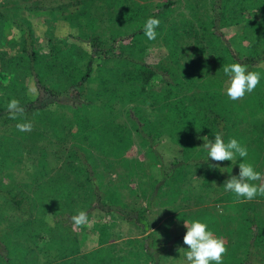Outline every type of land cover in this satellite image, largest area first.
<instances>
[{"label":"rangeland","instance_id":"374dc122","mask_svg":"<svg viewBox=\"0 0 264 264\" xmlns=\"http://www.w3.org/2000/svg\"><path fill=\"white\" fill-rule=\"evenodd\" d=\"M207 1L0 0V111L6 109L13 98L21 104L33 100L36 95L33 78L20 51L21 33L17 21L30 28L40 57L38 69L43 70L39 72L51 83V80L58 79L51 71L63 64L62 59L53 58L58 55L74 62L77 52L80 53L76 46L85 50L83 39L93 26L107 38L119 32H131L146 20L150 12L164 3L172 2L171 16L180 18L187 10L201 9ZM241 1L243 4L253 2V5L242 13L237 12L224 32L234 46L244 52L255 41L264 44V40L261 42L259 38L262 32L256 33L253 26L256 23L264 26V0ZM236 8L233 1L228 2V13ZM166 19H161L160 24L167 26L170 20ZM167 52L166 45L157 37L147 47L142 59L151 65L163 64L167 62ZM210 52L214 54L212 49ZM210 52L203 57L207 56L209 60ZM186 57H179V62L186 64ZM6 63L10 64L8 69ZM257 72L261 78L256 91L264 98V61L258 64ZM227 81L226 76L221 90L226 100L228 119L231 118L229 110L232 115L240 113V116L236 121L229 119L226 143L236 139L247 148L248 156L238 157L234 165L231 161H224L226 178L238 176L240 162L252 164L264 176V108L256 109L248 93L243 99L230 100L226 95ZM160 84L157 82L151 88L157 90ZM135 105V102L126 100L115 105L116 121L130 134L131 143L128 149H121L120 146L110 148L113 153H107V156L87 145L83 139L79 143L71 139V125L67 120L58 125L59 139L53 132L40 131V124L36 125L34 119L20 122H31L33 127L30 132H19L16 128L18 123L11 119H7L11 122L6 121V114L0 116V186L16 191L19 196L30 194L34 185L66 169L65 154L54 152H68L70 142L77 143V152L94 170V179L101 191L110 192V197L114 196L118 203L129 209L145 206L148 198L152 199L153 205L146 217L156 246L174 244L173 248L161 251L160 264H181L185 259L182 255L186 251L182 248H187L183 242L187 231L184 220L205 223L207 230L224 241L226 252L222 256V264H240L245 258L248 242L247 213L256 216L264 226V196L252 200L237 198L234 193L225 191V178L214 168L196 163L206 155L202 147L204 141L200 137L206 135L214 140L205 132L190 136L189 133L184 135L177 125L170 131L163 128L154 140V151H150L135 133L127 131L130 123L125 112ZM136 106L143 108V115L152 126L159 111L148 109L141 103ZM63 111L68 114V107ZM75 129L72 127V131ZM65 137L68 139L63 141ZM3 152L15 153L4 156ZM82 172L80 169L79 174L82 175ZM68 174L69 185L77 188L80 195L57 206L73 215L78 211L86 212L89 202L86 187L76 179L74 172ZM0 199V241L8 247V259L2 258L0 264H91L86 262V253L109 246L110 253L117 256L121 264H150L141 250L146 233L118 215L91 210L87 214L86 225L73 224L74 228L68 229L58 228L55 224L59 220L56 222L50 213L41 218V221L45 219L50 231L38 239L34 234L40 222L30 224V232H24L19 226L26 215ZM253 257L254 260L264 261V239L256 245Z\"/></svg>","mask_w":264,"mask_h":264},{"label":"trees","instance_id":"16d2710c","mask_svg":"<svg viewBox=\"0 0 264 264\" xmlns=\"http://www.w3.org/2000/svg\"><path fill=\"white\" fill-rule=\"evenodd\" d=\"M229 1L237 5V10L227 12ZM171 5L172 2L164 3L146 18L170 20L167 26L160 24L156 29L157 37L167 47V62L151 65L142 59L152 42L143 34L142 25L146 20L131 32H119L107 38L93 26L83 39L85 50L76 46L80 53L77 52L74 62L58 55L53 58L62 59L63 64L55 68L57 71H51L58 76L51 83L41 74L42 68L38 69L40 57L30 28L17 21L21 33L20 51L28 73L33 78L36 95L33 100L21 103L25 107L24 115L11 120L20 123L34 119L36 125L40 124V131H47L48 134L53 132L58 138V125H63L67 120L71 125V139H75L77 143L83 139L87 145L107 156V153H113L110 148L120 146L121 149H128L131 143L130 134L121 128L122 124L116 121L115 113V105L126 100L135 102L136 105L145 104L148 109L159 111L152 126H149L144 117L143 108L135 105L125 112L130 123L127 131L135 133L150 151H154V140L162 129L170 131L175 125L181 127L184 135L205 132L215 138V134L219 133L226 143L228 121H236L240 113L232 115L229 110L231 118L228 119L224 104L226 100L221 90L226 78L223 66L238 62L246 65L248 71L257 72L258 64L264 61V44L255 41L243 52L234 46L224 30L230 25V20L237 16V12L242 13L253 2L243 4L241 0H208L201 9L187 10L180 18L171 16ZM253 26L256 33L262 32L259 36L262 42L264 26L257 23ZM211 49L214 54H211ZM209 52L211 55L207 61L203 56ZM195 53L198 54L194 55ZM186 55V64L179 62ZM8 65L10 64L6 63L7 69ZM20 65L21 61L17 66ZM157 82H161L160 87L157 90L151 88ZM256 90L250 93L251 98L256 109H263L264 98ZM66 107L68 114L63 111ZM2 115H5L6 121L11 122L7 120L10 119L7 108L0 111V116ZM72 127L76 129L72 131ZM66 139L68 138L65 137L63 141ZM191 142L193 148V138ZM77 143L70 142L68 152H54L65 154L66 169L34 185L30 194L19 196L16 191L0 186V198L26 215L19 228L29 233L31 228L28 226L40 222L34 236L38 239L44 237L50 230L45 219L41 221V218L50 213L56 222L59 220L55 224L58 228H74L71 221L73 214L57 206L62 201L70 202L80 195L77 188L69 185L68 172H74L76 179L81 180L82 186L86 187L89 201L86 213L95 210L107 215L115 214L125 222L138 226L146 233L141 246L142 252L147 255L150 264H160L161 251L173 248L174 244L168 246L161 243L156 246L146 217V213L152 208V199L148 198L145 206L129 209L118 203L114 196L110 197V192L106 194L101 191L95 182L94 170L83 155L77 152ZM11 153L15 152H3V155ZM204 156L196 163L213 165L211 167L226 180V171L221 172L214 166L216 162L210 159L205 163L202 159ZM223 163L219 165L220 168H224ZM80 169L83 171L82 175L79 174ZM247 222L248 242L245 258L240 264H264L263 260H254L253 257L256 245L264 239L263 222L251 213H247ZM0 245V260H6L8 247L1 241ZM109 247L87 252L86 262L121 264L118 257L110 253Z\"/></svg>","mask_w":264,"mask_h":264},{"label":"clouds","instance_id":"9594fccd","mask_svg":"<svg viewBox=\"0 0 264 264\" xmlns=\"http://www.w3.org/2000/svg\"><path fill=\"white\" fill-rule=\"evenodd\" d=\"M159 25L160 20L155 17H149L142 25L143 34L149 41L157 38L156 29ZM223 72L228 77L226 95L232 101L243 99L246 93H252L261 78L259 72L248 71L246 65L238 62L223 66ZM6 107L9 118L13 120L25 113V107L15 98L11 99ZM32 127L31 122L16 125L20 132H30ZM200 139L204 141L202 147L206 150V155L202 159L205 163L209 159L216 162L214 166L219 168L221 172L226 171L225 168L219 167L222 162L231 161L234 165L237 163L238 157L245 158L248 156L247 148L236 139H231L225 143L219 133L215 134L214 140H210L206 135ZM256 181L261 183H253ZM223 187L225 191L234 193L237 198L252 200L257 196H264V176L256 171L252 164L240 162L238 176L233 175L226 179ZM71 220L74 225L82 226L88 223V216L85 211H78V214L73 215ZM184 226L187 231L183 237V242L187 248H182L186 251L182 253L185 259L181 261V264H210V262L222 264V256L226 252L224 241L216 238L211 231L207 230V225L199 220L190 223L184 220Z\"/></svg>","mask_w":264,"mask_h":264}]
</instances>
